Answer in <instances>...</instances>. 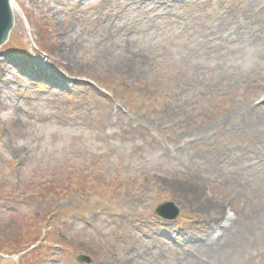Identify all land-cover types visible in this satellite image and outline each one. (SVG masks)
Returning a JSON list of instances; mask_svg holds the SVG:
<instances>
[{
  "label": "rangeland",
  "instance_id": "obj_1",
  "mask_svg": "<svg viewBox=\"0 0 264 264\" xmlns=\"http://www.w3.org/2000/svg\"><path fill=\"white\" fill-rule=\"evenodd\" d=\"M16 3L0 51V264H217L214 238L235 264H264V128L242 110L264 97L242 80L264 78L250 24L264 0ZM249 27L262 45H219ZM121 44L111 60L105 47ZM68 47L76 71L59 60ZM241 47L240 62L227 53ZM127 55L149 65H120ZM192 182L200 200L179 191ZM169 201L170 221L155 212ZM249 226L260 236L240 253Z\"/></svg>",
  "mask_w": 264,
  "mask_h": 264
},
{
  "label": "bare ground",
  "instance_id": "obj_2",
  "mask_svg": "<svg viewBox=\"0 0 264 264\" xmlns=\"http://www.w3.org/2000/svg\"><path fill=\"white\" fill-rule=\"evenodd\" d=\"M13 1H14L15 4H14V7H13V11H12V16H13V20H12L13 22L12 23L15 24L16 21H18V16L16 14V12L18 10V4L16 3V0H13ZM255 14H256L255 17H253V19L250 21V24H252L255 21L256 23H254V25L256 27H258L260 31L264 32V25H263L264 22L262 24V21L264 20V16H262V14H260V12L259 13H255ZM261 25H262V28H261ZM254 31H255V29H252V27H249L248 32H247V28H246L247 34L245 32L243 34V36H241L242 38H239V36H238V38H233L231 36V34H228L227 36H224V38H227V37H229V39L232 38V45L233 44L234 45H238V43L241 42V41H242V43H247L246 45H248V46L250 44H253V43L254 44L258 43V45H262L261 44L262 41H260V39L258 40V38H257L258 36H254V34H255V33H253ZM65 32H68V30H66ZM63 35H64V33H63ZM224 43H225V41L222 40V41L219 42V45H223ZM223 46H225V45H223ZM123 47H124V44H121L119 46V48H120V50H119V48H116L113 45H108V46L105 47V51H107V53H109V56H110L111 60H113L117 56H119V58L120 57L123 58L125 56V54L127 53V52L124 51L125 53L123 54V52L121 51V48H123ZM244 47H246V46H244ZM118 50H119L120 54L116 53ZM234 51H236L235 48H234ZM234 51H233V49H228L227 53L229 52L231 57H234L235 59H238L239 62H240L241 59H242L241 57L244 55L243 47H241L239 49L238 53H236ZM261 52H263V55L261 57H264V49H262ZM225 56H226L225 52H222L221 54H217L218 59H221V60H223V58ZM76 58H77V55L73 56V57L71 56V50H69V47L67 49L63 50L60 53V56H59V60H60L61 64L63 66H65V67L69 68L71 71H76L79 68V65H76L75 61H74V59L76 60ZM127 58H128V55L126 56V59ZM142 61L145 62V64H146L145 66L149 65V62H147L145 60H139L137 56H133V55L131 57H129V59H127V62H124V64H120V65H124L125 67H130L131 64H132V66H134V64L140 63V66H141L142 65ZM239 62H237V63H239ZM237 63H234L233 65L229 64V63L228 64L223 63V64H219L218 66L220 68H225V67H227L229 65L236 71V73H239L237 71H239L240 64L238 65ZM116 68H118V67H116ZM141 70H142V68H141ZM141 70L140 69L136 70L134 72V74L141 75ZM239 74H237L238 78H239ZM242 80H244V83L246 84L245 86H247L249 89H251L252 87L256 88V86L264 88V78H262L260 76L259 71H256L255 68L251 69L250 74L247 75ZM243 112H246L247 115H249V116H252L253 114H255L253 116V118H256L255 119V120H257L256 122L260 123L259 125L256 124L257 126L255 127V131H256L257 134H260V135L263 134L261 129L264 128V104H263V107H255V106L251 107V106H247L246 105L244 107V111ZM226 121H227L226 118H223V120L221 119L217 123V125H218L217 128H220L221 124L225 125ZM17 124H15V125H17ZM217 125H215V126H217ZM204 126H202V128ZM206 127H204L203 129H205ZM260 127H262V128L260 129ZM206 129H207L206 132L209 133L207 135L213 134L216 131L215 127L214 126H210V125ZM15 144H16V146L13 144L14 148H16L17 150L21 149V145L18 142H16ZM263 160H264V157H263ZM198 185H199L198 182H196L195 185H194L193 182L190 183V184H186V186L182 185V186H180L179 191H181L182 193H185V194H190L191 192H194L195 193V198L194 199L195 200L196 199L200 200L202 195H201L200 188H198ZM199 203H200V206H199L200 209L205 207L207 209L213 210V208H212L210 203H206V202H199ZM226 221H227V223L225 224V226L229 227V226L235 224L233 219H229L228 218V219H226ZM246 223L250 224L249 219H248V222L246 221ZM246 233H247V236L242 237V239L241 238L240 239L236 238V240H235L236 246L238 248H241V250L239 251L240 253L245 248L243 246L247 247V245H249V244H251V245L256 244L257 243V239L260 236V231L258 229L256 230V229L252 228V226H249V228L246 229ZM222 239L223 238H214V240H212L209 243V245L206 247L207 248V250H206L207 253L208 254H212V255H216V260L218 261L217 264H235V259H237V254H233V255L229 254V252H228V250H226V248L231 246V243H230V241H228L227 243L223 242V244H222ZM242 242L244 243L243 245H242ZM194 244H196V242ZM198 248L203 250V247L201 245L198 246ZM253 257H254L253 254H251L250 258H253ZM250 260L252 261V259H250ZM102 264H115L114 263V259H112L111 254L108 256L107 261L106 262L103 261ZM212 264H213V262H212Z\"/></svg>",
  "mask_w": 264,
  "mask_h": 264
},
{
  "label": "water",
  "instance_id": "obj_3",
  "mask_svg": "<svg viewBox=\"0 0 264 264\" xmlns=\"http://www.w3.org/2000/svg\"><path fill=\"white\" fill-rule=\"evenodd\" d=\"M14 1L13 0H0V44L8 37V33L10 32V29L13 26V16L12 11L14 7ZM172 203L164 204L159 207L157 210V213L162 214L165 217L169 218L168 213L166 212V209H170L172 207ZM175 214L171 217L175 218L179 215L180 212L178 210H175ZM78 260L82 262H91L92 260L88 256H80L78 257Z\"/></svg>",
  "mask_w": 264,
  "mask_h": 264
}]
</instances>
